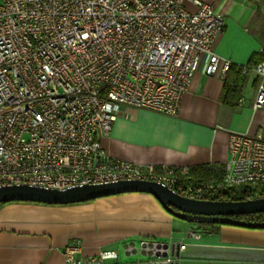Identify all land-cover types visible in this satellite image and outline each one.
<instances>
[{"label":"built area","instance_id":"2783aa9c","mask_svg":"<svg viewBox=\"0 0 264 264\" xmlns=\"http://www.w3.org/2000/svg\"><path fill=\"white\" fill-rule=\"evenodd\" d=\"M223 31L222 14L200 0H0V187L142 180L190 200L232 188L264 198L261 136L230 132L223 175L208 181L112 158L100 144L133 111L176 117L203 56L207 75L224 76L231 63L214 51ZM242 67L258 78L253 109L264 110V61ZM167 244H129L125 255L145 258L128 262L66 248L64 264H177L185 246Z\"/></svg>","mask_w":264,"mask_h":264},{"label":"crops","instance_id":"0c3cea01","mask_svg":"<svg viewBox=\"0 0 264 264\" xmlns=\"http://www.w3.org/2000/svg\"><path fill=\"white\" fill-rule=\"evenodd\" d=\"M223 16L224 31L214 51L237 66L257 63L264 30L254 24L259 5L253 0H200ZM261 29V31H260ZM207 58L184 93L178 115L137 110L118 118L100 139L112 158L142 166L223 167L228 162L230 132L264 138V110L253 109L258 78L246 74L242 97L222 102V74L207 75ZM189 226L199 239L180 251L190 264H264V230L219 225ZM174 219L148 194L134 193L71 205L13 202L0 208V264H64V250L76 257L115 251L119 262L143 259L125 255L127 245L154 241L174 243ZM192 238V237H191ZM181 242H183L181 240ZM177 264H179L177 262Z\"/></svg>","mask_w":264,"mask_h":264},{"label":"water","instance_id":"95a60500","mask_svg":"<svg viewBox=\"0 0 264 264\" xmlns=\"http://www.w3.org/2000/svg\"><path fill=\"white\" fill-rule=\"evenodd\" d=\"M134 193L152 196L167 214L183 222L264 230V222H245L233 218L264 213V198L238 201L190 200L153 181H119L75 186L65 190L45 189L28 185L4 186L0 187V204L26 202L45 205H71ZM162 247L167 249L168 244H163ZM174 249V245H171V252H174Z\"/></svg>","mask_w":264,"mask_h":264},{"label":"trees","instance_id":"16d2710c","mask_svg":"<svg viewBox=\"0 0 264 264\" xmlns=\"http://www.w3.org/2000/svg\"><path fill=\"white\" fill-rule=\"evenodd\" d=\"M258 56L257 63L250 62L247 67H253L261 61H264V53L259 52L254 56L255 59ZM242 66H237L231 64L228 70L224 74L223 79V94L222 102L235 106L238 104L242 97V90L246 79V74L242 73ZM223 167H208V166H197L188 168V178L194 181H208L211 177L221 178L223 175ZM184 178V182L187 181ZM239 190L240 194L237 195ZM256 191L240 190L238 188L227 189L225 191L218 192L214 197V200L220 201H238V200H248L255 196ZM4 205V204H2ZM235 219L245 221V222H264V213L244 215L239 217H233ZM199 225V224H197ZM208 226L215 227L216 225L208 224ZM219 226V225H218Z\"/></svg>","mask_w":264,"mask_h":264},{"label":"rangeland","instance_id":"374dc122","mask_svg":"<svg viewBox=\"0 0 264 264\" xmlns=\"http://www.w3.org/2000/svg\"><path fill=\"white\" fill-rule=\"evenodd\" d=\"M256 4L259 5V10H258V13L255 17V22L254 24L260 28H262V30H264V0H253ZM261 31V29H260ZM259 51H260V48H259ZM240 194L239 190L237 191V195ZM174 219V218H173ZM174 222H175V225L176 224H179L181 229H177L176 227L174 228V231H175V234H181L182 237H177L176 240H174V243H179L181 240L183 241L182 243L185 244L186 246L188 245V243L190 242V240H193V238L191 237H186V229L189 227V226H193L192 228L193 229H199L200 226H196L197 224H193V223H187V222H183L181 220H178V219H174ZM203 225H207L208 224H203ZM216 227H218V225H216ZM136 246H139V243H136ZM127 256V255H126ZM128 258L127 259H130L132 257L129 258V256H127ZM177 262L179 264H188V263H185V261L179 257L177 258ZM190 264V263H189Z\"/></svg>","mask_w":264,"mask_h":264}]
</instances>
